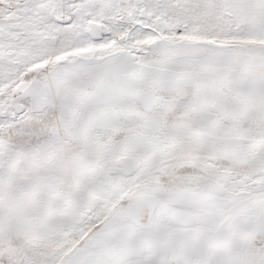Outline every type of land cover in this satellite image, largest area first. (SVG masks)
I'll list each match as a JSON object with an SVG mask.
<instances>
[{
  "label": "snow or ice",
  "instance_id": "6c2138e0",
  "mask_svg": "<svg viewBox=\"0 0 264 264\" xmlns=\"http://www.w3.org/2000/svg\"><path fill=\"white\" fill-rule=\"evenodd\" d=\"M0 264H264V0H0Z\"/></svg>",
  "mask_w": 264,
  "mask_h": 264
}]
</instances>
